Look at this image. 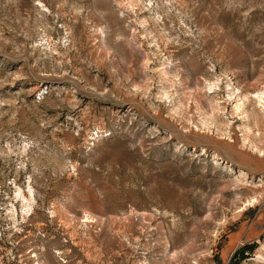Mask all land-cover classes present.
I'll return each mask as SVG.
<instances>
[{"label":"rangeland","instance_id":"obj_1","mask_svg":"<svg viewBox=\"0 0 264 264\" xmlns=\"http://www.w3.org/2000/svg\"><path fill=\"white\" fill-rule=\"evenodd\" d=\"M261 92L264 0H0V264H264Z\"/></svg>","mask_w":264,"mask_h":264},{"label":"bare ground","instance_id":"obj_2","mask_svg":"<svg viewBox=\"0 0 264 264\" xmlns=\"http://www.w3.org/2000/svg\"><path fill=\"white\" fill-rule=\"evenodd\" d=\"M113 34H114V33H113ZM257 96H258L260 99H263V100H264V97H263V96H264V92L258 93ZM246 98H247L248 101H249L248 96H246ZM241 107H242V106H241ZM237 108H240V106H238ZM253 114H254V113H251V114L247 115V117L250 118L251 115H252V116H255V115H253ZM261 117H262V119H263V116H262V115H261ZM253 120L255 121V124H256V125H260V124H261V123L258 121L257 118H256V119L254 118ZM262 123H263V122H262ZM248 131L250 132V130H248ZM257 148H258V147H257ZM257 151H258V150H257ZM261 154H262V153H261Z\"/></svg>","mask_w":264,"mask_h":264}]
</instances>
